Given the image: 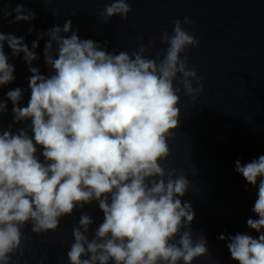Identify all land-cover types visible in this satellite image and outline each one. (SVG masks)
Instances as JSON below:
<instances>
[{
	"label": "clouds",
	"instance_id": "9594fccd",
	"mask_svg": "<svg viewBox=\"0 0 264 264\" xmlns=\"http://www.w3.org/2000/svg\"><path fill=\"white\" fill-rule=\"evenodd\" d=\"M131 12L127 0H111L98 15L108 24L115 16L126 21ZM36 18L23 3L0 8V21L9 26L27 22L29 35ZM193 23L187 16L175 19L171 34L164 30L160 35L166 48L157 50L152 39L131 53L110 51L106 39H82L71 18L38 32L31 47L25 37L0 31V87L15 80L5 45L13 59L22 57L30 73L26 106L21 87L0 98V264H13L14 255L19 264L26 226L42 236L56 231L62 218L93 204L103 220L93 229L92 216L81 212L72 227L69 264L212 259L206 235L199 231L194 238L196 213L182 199L191 181L183 170L169 166V142L180 128L181 94L195 102L204 91L203 77L189 64L188 50L200 43L184 27ZM45 38L48 73L42 74L33 62L40 59L36 49ZM8 101L12 123L5 129ZM234 171L257 189L251 212L258 218H247L246 226L258 235L221 233L217 239L226 242L237 264H264V155L243 164L237 159Z\"/></svg>",
	"mask_w": 264,
	"mask_h": 264
},
{
	"label": "water",
	"instance_id": "95a60500",
	"mask_svg": "<svg viewBox=\"0 0 264 264\" xmlns=\"http://www.w3.org/2000/svg\"><path fill=\"white\" fill-rule=\"evenodd\" d=\"M132 8L126 21L119 16L104 24L98 13L111 0H0V8L10 10L18 3L32 9L36 19L35 31L29 35L27 22L9 26L0 21V31L25 37L31 47L37 33L47 31L55 24L63 26L71 18L79 24V36L103 43L108 40L111 51L131 53L140 43L147 45L155 39L156 49H164L160 35L172 32V21L189 17L194 23L184 25L195 33L199 47L188 50L189 64L195 65L197 74L204 79V91L195 102L181 94L180 128L170 141V167L183 170L191 181L189 192L182 198L190 201L196 213L191 225L196 234L203 232L208 240L212 259L200 257L193 264H237L230 258L226 242L218 235L237 232L258 234L246 226L257 198V189L247 185L234 171L235 161L250 162L264 155V0H127ZM59 13L58 17L52 15ZM15 15V14H14ZM13 15V18H14ZM41 40L36 49L40 57L33 62L42 74L48 73L43 60ZM9 62L15 66V80L0 87V98L15 87L24 89L22 105L29 99L28 67L21 58L13 59L5 45ZM146 55H154L153 52ZM11 102L8 114L3 117L6 129L12 123ZM22 125H14V128ZM81 212L89 213L97 227L103 220L98 206L86 205L70 217H64L56 231L37 236L30 225L23 229L24 255L19 264H69L66 253L74 242L72 227L78 224ZM94 233L90 230L89 238ZM18 255V254H17ZM47 259H43L44 257ZM16 256L12 257L15 264Z\"/></svg>",
	"mask_w": 264,
	"mask_h": 264
}]
</instances>
